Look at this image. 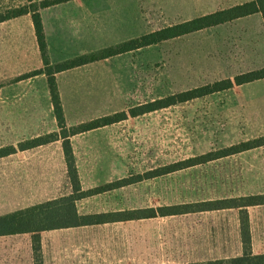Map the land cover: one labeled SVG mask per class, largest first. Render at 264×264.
<instances>
[{
	"label": "rangeland",
	"instance_id": "obj_1",
	"mask_svg": "<svg viewBox=\"0 0 264 264\" xmlns=\"http://www.w3.org/2000/svg\"><path fill=\"white\" fill-rule=\"evenodd\" d=\"M251 1L74 0L40 14L49 57L57 63ZM28 5V0H0V14ZM84 67L60 81L70 125L263 69L264 21L254 15ZM42 69L31 14L1 24L0 147L16 146L33 133L55 129L46 76L22 79ZM122 126L115 139L131 143L126 169L131 176L259 139L264 137V80ZM51 149L52 159L39 158L40 153L0 160V216L18 210L35 194L52 191L51 181L63 174V168ZM251 194H264V147L146 180L81 203L79 210L86 214L157 209ZM236 213L155 218L84 231L109 255L124 258L109 261L98 252L103 264H168L199 251L203 256L223 254L220 237L230 219L225 251L236 256L240 252ZM259 241L264 243L263 238ZM214 245L223 250L214 251ZM7 256L4 250L3 260Z\"/></svg>",
	"mask_w": 264,
	"mask_h": 264
},
{
	"label": "trees",
	"instance_id": "obj_2",
	"mask_svg": "<svg viewBox=\"0 0 264 264\" xmlns=\"http://www.w3.org/2000/svg\"><path fill=\"white\" fill-rule=\"evenodd\" d=\"M28 1L30 3L28 6L19 9H10L5 13L0 14V24L31 14L41 53L43 69L29 75H25L22 79H28L39 75L47 76L50 97L54 107V115L57 120L59 132L20 143L17 147L0 149V159L15 155L18 152L33 150L62 141L67 166V179L71 186L72 194L36 207L1 216L0 237L34 234L33 251L35 264H42L41 239L39 236L41 232L239 209L241 213V234L244 246L243 255L238 258L214 260L200 264H264V255H253L252 253L250 222L247 211L250 207L264 206V195L211 200L201 203L161 207L157 209H138L94 215H81L77 207L78 202L93 196L112 192L123 187L142 183L146 180L156 179L158 177L200 166L215 160L262 148L264 147V137L243 142L219 151H213L177 164L162 167L143 175H133L129 179L108 184L90 191L82 190L71 143V138L78 134H84L107 126H112L126 121L129 117L136 118L144 116L173 106L212 96L214 94L230 91L235 87H242L262 81L264 80V68L238 75L233 80L226 79L204 87L166 96L162 99H157L133 107L127 112H121L113 116L96 119L73 128H68L67 126L64 108L56 80V75L64 72L129 52H135L141 49L157 46L171 40L208 29L217 28L254 15H261L264 21V0H253L251 2L234 6L226 10L217 11L187 22L165 27L145 34L140 38L131 39L130 41L103 49L97 53L81 56L59 64H52L49 57L46 34L40 11L68 3L72 0H45L39 4L32 3L33 0Z\"/></svg>",
	"mask_w": 264,
	"mask_h": 264
},
{
	"label": "crops",
	"instance_id": "obj_3",
	"mask_svg": "<svg viewBox=\"0 0 264 264\" xmlns=\"http://www.w3.org/2000/svg\"><path fill=\"white\" fill-rule=\"evenodd\" d=\"M73 1H70V2H73ZM17 19H14V20H17ZM31 20H32V16H31ZM4 23H1V24H4ZM32 24H33V21H32ZM43 25H44V22H43ZM33 27H34V24H33ZM44 29H45V25H44ZM34 33H35V29H34ZM45 34H46V30H45ZM35 37H36V34H35ZM46 40H47V45H48L47 34H46ZM36 42H37V38H36ZM37 45H38V42H37ZM106 48H110V47H106ZM106 48H103V49H106ZM38 49H39V46H38ZM103 49H100L92 53L84 54V55L94 54ZM48 51H50L49 45H48ZM39 53H40V50H39ZM84 55H79V56H76L68 60H72V59H75V58H78ZM40 57H41V53H40ZM114 58L115 57L107 59V60L95 62L91 65L102 64ZM68 60H64V61L57 62V63H53L51 60V62L52 64H59V63H62ZM79 69H82V68H77V69L56 75V80H57L68 128L78 127L82 124L89 123L93 120L113 116L121 112H127L131 109L130 107L128 110H124L121 112H114L111 114H104V115H101V116H98V117H95L93 119L86 120V121L80 120L76 122L75 124L70 125L68 122L66 108L64 105V93L62 91V85L60 84V81H61L62 76H64L65 74L76 72ZM41 76H46V75H41ZM47 80L48 79L46 76V82H47V87H48ZM48 91H49V87H48ZM49 97H50V92H49ZM50 102H51V106H52L53 114H54V107L51 101V97H50ZM167 109H163V110H167ZM163 110H160V111H163ZM153 113H156V112H153ZM153 113L140 116V117H136V118L129 117L124 122H121V123H118L112 126H107V127L95 130V131L87 132L84 134H78L71 138L73 152H74L76 165H77V169L79 172V178H80L83 191L94 190V189L100 188L108 184H112L115 182H119V181H123V180L131 178V174H126L127 173L126 169L129 166V156H130L129 151L131 150V143L129 142L125 143L124 141L123 142L118 141V143H116L115 138H117V136H115V134L121 133V129L124 128L122 125H127V127H130L131 121H137L145 116L152 115ZM54 123H55V129L52 131H47L43 133H33L29 139H22L18 141L16 146H2L0 147V149L7 148V147H17L20 143L33 140L39 137H43V136H46L52 133L59 132V128L57 125V120L55 118V115H54ZM51 148H55L56 150L55 156L53 158L60 160L61 168H63V174L61 176H58L52 179L51 182H53L54 185L51 189L52 190L51 192H49L48 190V192H43L42 194L33 195L31 199L26 200L27 202L25 201L22 202L21 204L23 206L14 212L23 211V210H26L32 207H36V206L58 200L60 198H63V197H66L72 194V189L67 179V166L65 162L62 141L55 142L53 144H49V145L36 148L33 150L18 152L15 155H12V156H9L3 159H8V158L20 156V155L22 157L30 156L31 154H34V156H36V155H39L40 153L42 154L40 155L39 158L52 159L53 152ZM38 150H44V151H38ZM58 151H59V154H58ZM3 159H0V160H3ZM219 160H223V159H219ZM215 161H218V160H215ZM209 163H206V164H209ZM206 164H203V165H206ZM130 188H131V185L114 190L112 192L104 193L101 195H97L91 198L81 200L80 202L77 203V207L79 209V205L81 203H88L89 201H92L95 198L106 197L112 193L124 191ZM259 195H264V194L243 195V196H237L234 198L259 196ZM25 198H28V197L26 196ZM224 199H227V198H224ZM229 199H232V198H229ZM220 200H223V199H220ZM125 211H129V210H104L102 212H90L86 214H82L79 210V213L81 215H94V214H105V213H111V212H125ZM233 211L237 212L235 217L237 218V230H238V235L240 238V252L236 256H231L229 254V251H225V248H226L225 241L227 242L230 240L229 235L231 234V231H232L231 230L232 224L229 219L228 223L225 221V225L227 229L224 228L222 237H220V239H222L224 243L223 254L217 255L216 253V255L212 257L211 254L206 253V256H207L206 257V256H203V254H201L199 251L195 253V255H193L192 257L181 256L180 258H177L175 260L174 259L170 260L167 263L168 264H200V263H206V262L214 261V260H228V259L241 257L244 252H243V241H242V234H241V217H240L241 213L239 209H229V210L214 211V212L195 213L193 215L213 214V213L233 212ZM247 211H248L249 222H250L252 253L253 255H264V243H261L259 241V239H262V238L264 240V206L250 207L247 209ZM14 212H11L9 214H12ZM5 215H8V214H5ZM5 215H1V216H5ZM188 215H192V214H188ZM188 215H182V217L188 216ZM172 217H179V216H172ZM106 225H111V224H106ZM93 227H98V226L70 228V229L41 232L39 236L41 239L42 264H103V262L101 263L100 261L101 256L98 255V252L103 254L104 256L107 255L106 257H109L108 258L109 261L111 259H113V261L118 260L117 262L123 260L124 258L119 257V256H118L119 259L113 257L112 253H110L111 255H109L108 250L101 249L99 247L100 245L98 246V244L94 242V239L91 238L90 240L88 238L87 235L89 234V232L84 231V230L91 229ZM214 229L216 228L214 227ZM33 236L34 234H22V235H15V236L0 237V264H35L34 251H33ZM6 245H9L12 248L8 247L7 249ZM211 248L214 251L223 250V247L220 245L218 246L214 245L213 247L211 246ZM4 250L6 253L8 252L7 257L10 259L7 258L6 260L5 259L3 260ZM205 252H207V250Z\"/></svg>",
	"mask_w": 264,
	"mask_h": 264
}]
</instances>
